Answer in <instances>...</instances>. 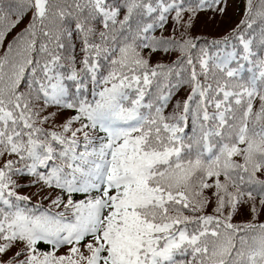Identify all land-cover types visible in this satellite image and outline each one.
Returning a JSON list of instances; mask_svg holds the SVG:
<instances>
[{
    "label": "snow or ice",
    "instance_id": "1",
    "mask_svg": "<svg viewBox=\"0 0 264 264\" xmlns=\"http://www.w3.org/2000/svg\"><path fill=\"white\" fill-rule=\"evenodd\" d=\"M228 9L0 0V264H264V0L192 34Z\"/></svg>",
    "mask_w": 264,
    "mask_h": 264
},
{
    "label": "trees",
    "instance_id": "2",
    "mask_svg": "<svg viewBox=\"0 0 264 264\" xmlns=\"http://www.w3.org/2000/svg\"><path fill=\"white\" fill-rule=\"evenodd\" d=\"M234 3H236V6L235 7H233V6H231V4H234ZM243 6H244V0H229V9L228 10H231L232 8H235V12H233V14H234V17H235V19H237L238 21H239V19L241 18V16H242V9H243ZM207 16H205L204 14H201L199 17H198V19H197V21H196V23H195V25H194V27H193V29H192V34L193 35H195V36H199V35H201V34H205V35H210V36H218V35H222V34H224V33H222V34H212V32H205V31H202V28H203V25H204V23H205V18H206ZM236 20V21H237ZM237 21V22H238ZM236 22V23H237ZM25 23H26V21H25ZM235 23V24H236ZM220 24V23H219ZM234 24V25H235ZM233 25V26H234ZM23 25H21V27H22ZM229 27H230V23H228V25L226 26V27H223V28H225V29H227L228 28V30H229ZM20 30V28H17L16 30H14L11 34H9V36H8V40H6L5 41V46L7 45V43L9 42V41H11V39L13 38V36H15L16 35V32H18ZM227 30V31H228ZM169 31H170V25H169ZM157 35H159V33H157ZM170 59H175V54L173 53V54H170V56H163V55H157V56H155L154 58H153V62L155 63L156 61H163V62H165V63H167V62H169V60ZM183 96V93H181L180 95H178L177 97H176V99H180L181 97ZM169 111H171V108H169ZM33 191H35V189H33ZM209 211H210V209H209ZM249 217H245V216H240V217H237L236 218V222H240V221H242V220H245V219H248ZM261 222H264V214H262V216H261Z\"/></svg>",
    "mask_w": 264,
    "mask_h": 264
},
{
    "label": "rangeland",
    "instance_id": "3",
    "mask_svg": "<svg viewBox=\"0 0 264 264\" xmlns=\"http://www.w3.org/2000/svg\"><path fill=\"white\" fill-rule=\"evenodd\" d=\"M231 6L235 7L236 3L231 4ZM233 12H235V8L228 10L227 16L224 17L223 19L218 18L214 25H206L204 23L202 31H205L206 33L212 32V34H217V35L224 33L225 31L228 30V28L225 29L223 27H226L228 25V23H230V27H231L238 21L237 19H235ZM207 19H208V17L205 18V21Z\"/></svg>",
    "mask_w": 264,
    "mask_h": 264
}]
</instances>
